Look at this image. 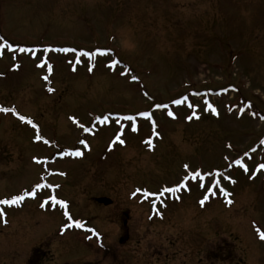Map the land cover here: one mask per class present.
Returning a JSON list of instances; mask_svg holds the SVG:
<instances>
[{
  "label": "rangeland",
  "instance_id": "rangeland-1",
  "mask_svg": "<svg viewBox=\"0 0 264 264\" xmlns=\"http://www.w3.org/2000/svg\"><path fill=\"white\" fill-rule=\"evenodd\" d=\"M2 108L0 264H264V0H0Z\"/></svg>",
  "mask_w": 264,
  "mask_h": 264
},
{
  "label": "snow or ice",
  "instance_id": "snow-or-ice-1",
  "mask_svg": "<svg viewBox=\"0 0 264 264\" xmlns=\"http://www.w3.org/2000/svg\"><path fill=\"white\" fill-rule=\"evenodd\" d=\"M19 51H21V52H32V49H30V48L20 47V48H19ZM60 51H68V49H66V48H65V49H60ZM73 51H75V50L73 49ZM111 51H112L111 48H97L95 52H86V53H84V54L87 55V56H93V55H95L96 53H101V54H103V53L111 52ZM34 54H35V53H33V55H34ZM117 63H118V61H116V60H112V61H111V64H113V65H115V64H117ZM48 69H49V71H51V66H50V65L48 66ZM44 79L47 80L48 77L45 76ZM132 79H133V80H137V79H139V77H137V76H133ZM50 91H51V89H50ZM186 99H187V97H184L183 100H180V99H178V100H174V101H172V103H173V104H177V105H179V104L183 103V101L186 100ZM156 107L160 108V107H166V106H165V105H159V104H158V105H156ZM0 110H2V111H4V112H8V111H9L8 108H2V109H0ZM11 111L16 112V109H15V108H12ZM217 114H218V113H217ZM17 115L19 116V113H17ZM139 115H140V116H145V117H151V113H150V112H140ZM168 115H169V116H173V117L175 116V114H174L173 112H171V111L168 112ZM193 115H195V114H193ZM19 118H20L21 120H27V122H28L29 124L32 123V120H31L30 118H28V117H25V116H19ZM98 119H99V118H98ZM103 119H104L105 121H107L108 117L105 116ZM124 119L129 120V121H134V120L136 119V117H135V116H126V117H124ZM187 119L191 120V119H192V116L187 117ZM152 123H153V125H155V120H152ZM85 130H86V131H90V129H85ZM133 130H135V125H133ZM155 135H156V136H159L160 133H159V132H155ZM36 139H37V140H40V139H43V137L37 135V136H36ZM115 140L118 141L120 144H124V143H125V141H124L123 139H121V136H120V135H117V136L115 137ZM81 143H86V141H82ZM262 143H264V141H262ZM150 146H151V145H150ZM61 154L63 155L64 153H61ZM71 155H74V156H81V155H83V153H82L81 151H79V150H76V151L71 152ZM235 163L241 165V166L243 167L244 171H247V170H248V169H247V165L243 163V160H241V159H237V160L235 161ZM188 167H189V166H188L187 164L184 165V168H185V169H187ZM259 168H260V169H264V164L259 165ZM218 175H219V173H218ZM189 177H190L191 179L195 180V179H197L198 177H200V172H198V171L190 172V173H189V176L184 177V181H185V183L177 184L176 187H165L161 192L158 193V195H163L164 193H175V192H177L180 188H186V187L188 186L187 183H186V181H188ZM227 179L230 180V181H232V183H235V181L232 180V177L229 176V177H227ZM215 183H216V184H219L220 181H219V180H216ZM36 187H37V188H40V187H42V185H39V184H38V185H36ZM221 190L224 191V195H225V196H229V195H230V193H228L226 190H223V189H221ZM137 191H140V189H137ZM134 194H135V193H134ZM35 195H36V192H35L34 190H33V191H26V192H24L22 195L14 196V197H12V199H4V200L0 201V203H3V204H19L22 200H24L25 196H35ZM51 199L55 200L56 198H55V197H52ZM204 199L206 200L207 197H205ZM58 203L67 206V201H63V200H61V201H58ZM200 203L203 204V203H204V200H201ZM232 203H233V201H232L231 199H229V200H228V204H232ZM69 218H71V217H69ZM75 223H76V225H77L78 227H83V224H81L79 221H75ZM260 235H261V238H264V232H262Z\"/></svg>",
  "mask_w": 264,
  "mask_h": 264
},
{
  "label": "flooded vegetation",
  "instance_id": "flooded-vegetation-1",
  "mask_svg": "<svg viewBox=\"0 0 264 264\" xmlns=\"http://www.w3.org/2000/svg\"><path fill=\"white\" fill-rule=\"evenodd\" d=\"M3 213H1L0 212V218L1 217H3ZM5 218H7L8 217V214L6 213V216H4ZM103 245V244H102ZM101 245V246H102ZM106 246V245H105ZM105 246H103V248H105ZM106 248L108 249V250H110L111 248L110 247H107L106 246ZM110 248V249H109ZM29 254V257H28V259H27V261H26V263L27 264H38L39 263V261H41V259H42V256H46L45 255V253H43L42 252V254L39 252V250H38V248H33L31 251H30V253H28ZM44 257H43V259H44Z\"/></svg>",
  "mask_w": 264,
  "mask_h": 264
},
{
  "label": "water",
  "instance_id": "water-1",
  "mask_svg": "<svg viewBox=\"0 0 264 264\" xmlns=\"http://www.w3.org/2000/svg\"><path fill=\"white\" fill-rule=\"evenodd\" d=\"M99 201L105 202V203H110L111 202V199L106 198V197H102V198H99Z\"/></svg>",
  "mask_w": 264,
  "mask_h": 264
},
{
  "label": "bare ground",
  "instance_id": "bare-ground-1",
  "mask_svg": "<svg viewBox=\"0 0 264 264\" xmlns=\"http://www.w3.org/2000/svg\"><path fill=\"white\" fill-rule=\"evenodd\" d=\"M25 202H27V201H25Z\"/></svg>",
  "mask_w": 264,
  "mask_h": 264
}]
</instances>
